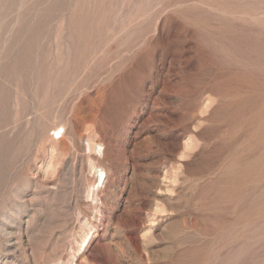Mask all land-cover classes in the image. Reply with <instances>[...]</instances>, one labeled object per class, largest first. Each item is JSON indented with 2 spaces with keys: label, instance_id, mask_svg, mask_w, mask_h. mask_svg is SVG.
Returning <instances> with one entry per match:
<instances>
[{
  "label": "rangeland",
  "instance_id": "1",
  "mask_svg": "<svg viewBox=\"0 0 264 264\" xmlns=\"http://www.w3.org/2000/svg\"><path fill=\"white\" fill-rule=\"evenodd\" d=\"M0 264H264V0H0Z\"/></svg>",
  "mask_w": 264,
  "mask_h": 264
},
{
  "label": "bare ground",
  "instance_id": "2",
  "mask_svg": "<svg viewBox=\"0 0 264 264\" xmlns=\"http://www.w3.org/2000/svg\"><path fill=\"white\" fill-rule=\"evenodd\" d=\"M193 2H194V1H193ZM254 58H255V57H254ZM254 58H253V59H254ZM198 69H200V68H198ZM197 71H198V70H197ZM198 73H199V72H198ZM198 73H197V74H198ZM197 74L195 73V75H197ZM217 75H218V74H217ZM236 75H237V74H236ZM186 76H188V75H186ZM189 76H190V74H189ZM189 76H188V77H189ZM203 76H204V75H203ZM215 76H216V75H215ZM190 77H191V78H189V79H192V78H193L192 76H190ZM197 77H198V76H197ZM200 77H201V75H200ZM200 77H199V79H200ZM204 77H205V76H204ZM216 77H217V76H216ZM184 78H185V77H184ZM186 78H187V77H186ZM186 78H185V79H186ZM195 78H196V76H195ZM195 78H194V79H195ZM212 78H213V76H212ZM219 78H221V76H220V77H217V78H215V79H219ZM187 79H188V78H187ZM199 79H197V81L195 82V84L197 85V87H198V85L200 84V80H201L202 78H201L200 80H199ZM210 79H211V78H210ZM221 80H223V79L221 78ZM234 80H235V79H234ZM186 81H187V82H186ZM186 81H185V83H189V82H190V81L188 82V80H186ZM191 81H193V80H191ZM211 81L214 82V80H211ZM217 81H219V80H216V82H217ZM223 81H225V79H224ZM202 82H203V80H202ZM228 82H229V81H228ZM183 83H184V82H183ZM185 83H184V84H185ZM193 83H194V82H193ZM226 83H227V82H226ZM238 83H239V82H238ZM184 84H183V85H184ZM202 84H203V83H202ZM202 84H200V85L202 86ZM183 85H181V86H183ZM215 85H216V86H215ZM215 85L212 86V87H214L213 90H212V92H211L212 95H214L215 97H223V96L227 93L226 90H224V93H223V89H224V87H221V86L219 85V83H216ZM236 85H237V84H236ZM181 86H180V87H181ZM204 86H205V85H203V87H204ZM206 86H207V85H206ZM234 86H235V85H234ZM186 87H187V86H186ZM186 87L184 86V88H186ZM188 87H190V86H188ZM220 87H221V88H220ZM195 89H196V88H195ZM198 89H199V88H198ZM201 89H202V88H201ZM234 89H235V88H234ZM238 89H239V88H238ZM238 89H237V90H238ZM240 89H241V88H240ZM242 89H243V88H242ZM202 90H203V89H202ZM228 90H229V89H228ZM230 90H232V89H230ZM230 90H229V91H230ZM252 90H254V89H252ZM197 91H198V90H197ZM208 91H209V90H208ZM233 91H234V90H233ZM239 92H240V91H239ZM239 92H238L237 94H241V93H239ZM242 92H243V91H242ZM253 92H254V91H253ZM202 93H203V92H202ZM229 93H230V92H229ZM259 93H260V92H259ZM184 94H186V93H184ZM184 94H182V96H183ZM187 94H188V93H187ZM223 94H224V95H223ZM235 94H236V93H235ZM237 94H236V95H237ZM247 94H248V93H247ZM192 95H193V94H192ZM226 95H227V94H226ZM226 95H225L224 97H228L229 95H234V93H232V91H231V94H229L228 96H226ZM242 95H243V94H242ZM260 95H261V94H260ZM239 96H240V95H239ZM239 96H238V97H239ZM244 96H245V95H244ZM247 96H248V95H247ZM185 98H186V97H185ZM185 98H184V99H185ZM185 100H186V99H185ZM224 100H225V99H224ZM220 101H222V100L220 99ZM230 103H231V102H230ZM183 106H184V105H183ZM234 106H235V105H234ZM178 107H179V106H178ZM227 107H228V106H227ZM228 109H229V108H228ZM235 109H236V107H235ZM215 111H216V110H215ZM230 111H231V110H230ZM233 112H234V111H233ZM234 119H235V118H234ZM234 119H233V120H234ZM58 131H59V127H58V128L56 127V129L54 130V133H55V134H58ZM61 137H62V133H61V135H59L58 139H61ZM88 146H89V145H88ZM95 168H98V171H99L100 175H103V174H104L102 168H100V167H95ZM104 177H105V176H104ZM96 182H97V180H96ZM93 186H94V185H93ZM92 191H93V190H92ZM83 242H84V241H83ZM83 246H84V245H83ZM246 249H247V247H246Z\"/></svg>",
  "mask_w": 264,
  "mask_h": 264
}]
</instances>
